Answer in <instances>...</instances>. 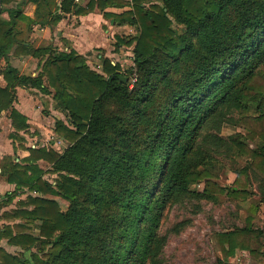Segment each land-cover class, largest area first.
<instances>
[{"label": "trees", "instance_id": "trees-1", "mask_svg": "<svg viewBox=\"0 0 264 264\" xmlns=\"http://www.w3.org/2000/svg\"><path fill=\"white\" fill-rule=\"evenodd\" d=\"M27 1H0V115L10 110V136L28 151L21 162L4 158L2 173L16 189L0 210L20 193L37 194L2 214L20 221L0 225V264H163L170 232L190 224L163 230L174 206L189 203L198 213L201 202L221 193L245 201L257 193L249 188L254 180L264 202V0H90L78 10L74 0H43L51 23L96 4L130 6L105 16L135 27L113 44L134 46L135 68L123 74L104 57L99 72L81 55L52 51L36 76L10 63L15 45L40 57L49 52L19 44L17 23L30 21ZM17 87L54 89L66 117L54 129L68 141L63 150L22 144L18 131L29 124L13 107ZM40 159L51 163L53 180ZM217 165L235 173L231 184L215 180L208 167ZM249 210L244 226L214 235L223 255L214 264H231L236 248L264 255V230L253 225L258 205ZM3 239L17 250L8 251Z\"/></svg>", "mask_w": 264, "mask_h": 264}, {"label": "crops", "instance_id": "crops-1", "mask_svg": "<svg viewBox=\"0 0 264 264\" xmlns=\"http://www.w3.org/2000/svg\"><path fill=\"white\" fill-rule=\"evenodd\" d=\"M55 1L60 3L61 0ZM89 2L90 0H74V8L76 10L80 7L87 8ZM55 9L53 6L52 12ZM130 9V6H108L102 10L96 4L91 11L77 14L76 10H73L65 14L57 23H51L52 14L46 3L43 0H28L23 7V13L30 21L19 20L17 23L19 44L30 49L49 48V52L40 57L24 50L21 46L15 45L10 52V63L18 68L21 73L32 76H36L42 70L44 63L42 58L48 57L52 51L62 54L74 52L81 55L89 66L99 72H101L104 57H117L116 62L124 63L126 60L121 61L119 54L113 52L115 35H134L135 27L128 23L119 25L115 22L114 17L105 16V14H121ZM4 16L8 18L7 13ZM113 62L115 61L113 60ZM44 82L46 85L48 84L46 79ZM5 85L4 76L0 72V86ZM50 89L52 92L45 94L37 88L17 87L13 107L26 116L28 120V128L25 131H18L19 135L24 138L22 144L26 148L47 146L61 151L68 145V141L63 138L57 141L52 136L55 134L56 120L64 118L61 115L62 111L60 112L56 107L55 91L53 88ZM9 111L4 110L0 115V202L16 189V185L9 183L7 177L2 173V165L6 162L4 158L12 156L15 161L21 162L28 155V151L20 146V142L10 136L11 133L15 132V128ZM61 145H63L62 149ZM38 165L45 170L44 176L46 178H48V174L53 177L56 176L48 172L52 167L48 161L40 159ZM27 194L36 195L37 193L30 191L20 193L12 202L3 205L0 210V225L14 224V222L20 221L19 219L7 220L2 217V214L12 208H18V201L25 199ZM1 244L10 252L17 250V247L7 243L6 239H3Z\"/></svg>", "mask_w": 264, "mask_h": 264}, {"label": "rangeland", "instance_id": "rangeland-1", "mask_svg": "<svg viewBox=\"0 0 264 264\" xmlns=\"http://www.w3.org/2000/svg\"><path fill=\"white\" fill-rule=\"evenodd\" d=\"M133 48L134 46H122L119 50H116L113 46V52L119 54L121 61L126 60L124 63L118 61L121 64L123 74H128L129 71L135 68ZM110 59L116 62L117 57ZM61 115L66 119L63 112ZM234 131V128H224L223 133L230 134ZM52 136L55 140L60 141L56 133ZM60 147L62 149L63 145ZM225 162L228 163L230 160L226 159ZM236 165L243 166V159L236 160ZM208 168L214 174L215 180L222 185L231 184L235 179V173L227 167L217 165ZM47 177L51 180L54 179L49 174ZM257 187L258 181L256 180L249 184V188L257 193L251 195L245 201L230 197L228 194H218L214 202H201L202 209L198 213H193V206L189 203L174 206L169 211L163 230H168L180 220L189 219L190 224L178 234L170 232L163 249V264H214L217 258L223 257L214 235L217 232L233 229L235 226H244L245 220L250 214V204L258 205V210L253 215L254 227L264 230V202L260 200V190ZM192 188L200 190L203 188V183L192 185ZM57 200L62 208L66 209L68 203L60 198H57ZM262 243L264 244V236ZM262 251L264 252V248H262ZM228 260L231 264H264V255L261 256L247 249L236 248L234 254Z\"/></svg>", "mask_w": 264, "mask_h": 264}, {"label": "water", "instance_id": "water-1", "mask_svg": "<svg viewBox=\"0 0 264 264\" xmlns=\"http://www.w3.org/2000/svg\"><path fill=\"white\" fill-rule=\"evenodd\" d=\"M1 1V0H0ZM112 22H113V20H112ZM124 80H125V78H124Z\"/></svg>", "mask_w": 264, "mask_h": 264}, {"label": "built area", "instance_id": "built-area-1", "mask_svg": "<svg viewBox=\"0 0 264 264\" xmlns=\"http://www.w3.org/2000/svg\"><path fill=\"white\" fill-rule=\"evenodd\" d=\"M76 1H79V0H76Z\"/></svg>", "mask_w": 264, "mask_h": 264}]
</instances>
